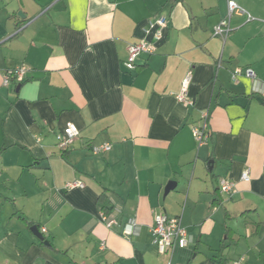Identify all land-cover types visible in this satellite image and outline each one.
I'll return each mask as SVG.
<instances>
[{
    "label": "crops",
    "instance_id": "crops-1",
    "mask_svg": "<svg viewBox=\"0 0 264 264\" xmlns=\"http://www.w3.org/2000/svg\"><path fill=\"white\" fill-rule=\"evenodd\" d=\"M235 1L256 20L233 16L224 42L212 32L228 0H0V264H264V0ZM162 16L156 41L158 28L145 30ZM143 40L155 53L130 71L128 47ZM21 66L23 82L5 85ZM238 68L259 84L234 80ZM190 70L193 105L177 99ZM69 124L80 134L63 152ZM75 181L84 188H67ZM161 212L181 218L187 247L159 253Z\"/></svg>",
    "mask_w": 264,
    "mask_h": 264
},
{
    "label": "built area",
    "instance_id": "built-area-1",
    "mask_svg": "<svg viewBox=\"0 0 264 264\" xmlns=\"http://www.w3.org/2000/svg\"><path fill=\"white\" fill-rule=\"evenodd\" d=\"M245 17L247 22H253L256 18L243 6L238 4L235 0H228L227 2V14L226 16L213 28L212 35L214 37L222 39L224 42L228 39L232 32L231 20L233 16ZM167 27V19L165 17H160L154 22H149V27L145 32L148 34L151 30L158 28L155 34V40L159 41L162 38L161 30ZM155 46L153 43L143 40L139 43L132 44L128 47V59L125 62V67L132 71L137 68L136 62L138 58L143 55H152L155 53ZM28 69L26 66H21L16 68L11 73L5 76V85H8L10 79L16 80L17 82H23L24 77ZM192 71L190 70L182 85L181 92L177 95V99L188 105H193V102L188 100L189 86L192 81ZM245 76L252 79L255 84H259L257 75L252 68L246 69H236L233 73V79L237 80L239 77ZM255 93H257L261 98L264 99V83L262 86H255ZM193 136L199 147L207 143L210 132H209V114L204 113L202 116V123L199 126L192 128ZM79 129L74 124H69L62 132L57 134V146L58 148L66 152L75 143L76 139L79 137ZM111 144L105 143L100 145H95L91 147V152L93 155H102L111 151ZM242 179L245 181L250 180L249 170L244 171L242 174ZM80 187L84 188V184L80 181H75L67 184V188ZM219 188L221 193L232 194L235 191V184L229 180L221 179L219 181ZM102 221L107 225V227H112L115 223L114 220L108 218L104 213H100ZM137 224L134 220H130L126 226V233L128 235H133L137 231ZM43 232H46L44 229ZM153 244L158 248L160 254H166L168 252H173L176 248L183 249L188 246L189 235L187 229L183 226L181 218L176 216H170L164 212L157 213L154 215L153 225L151 227ZM232 264H244V258L241 257L232 262Z\"/></svg>",
    "mask_w": 264,
    "mask_h": 264
},
{
    "label": "trees",
    "instance_id": "trees-1",
    "mask_svg": "<svg viewBox=\"0 0 264 264\" xmlns=\"http://www.w3.org/2000/svg\"><path fill=\"white\" fill-rule=\"evenodd\" d=\"M262 100H263V102H264V99L262 98ZM210 132V131H209ZM220 190V189H219ZM105 196V194H102L101 196H100V201L103 199V197ZM112 209V207H110L109 205H103L102 207H101V212L102 213H104L107 217H108V213H109V211ZM20 218L29 226V227H32V226H34L35 225V222L34 221H32V220H29V219H27V218H25V217H23V216H20ZM109 218V217H108ZM35 226H37V225H35ZM41 244L43 245V242H41ZM51 245V244H50ZM50 247H53L52 245L50 246Z\"/></svg>",
    "mask_w": 264,
    "mask_h": 264
},
{
    "label": "water",
    "instance_id": "water-1",
    "mask_svg": "<svg viewBox=\"0 0 264 264\" xmlns=\"http://www.w3.org/2000/svg\"><path fill=\"white\" fill-rule=\"evenodd\" d=\"M212 162H210L211 164ZM213 164V163H212ZM175 182H170L168 184V186L166 187V190H165V195H167L172 189H174L175 187ZM32 232L35 234V236L40 240V241H43L46 245L48 244V242L45 241V238L44 236L40 233L39 229L37 227H33L32 228Z\"/></svg>",
    "mask_w": 264,
    "mask_h": 264
}]
</instances>
